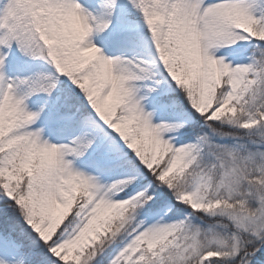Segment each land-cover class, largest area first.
I'll list each match as a JSON object with an SVG mask.
<instances>
[{"label": "snow or ice", "instance_id": "6c2138e0", "mask_svg": "<svg viewBox=\"0 0 264 264\" xmlns=\"http://www.w3.org/2000/svg\"><path fill=\"white\" fill-rule=\"evenodd\" d=\"M0 264H264V0H0Z\"/></svg>", "mask_w": 264, "mask_h": 264}]
</instances>
